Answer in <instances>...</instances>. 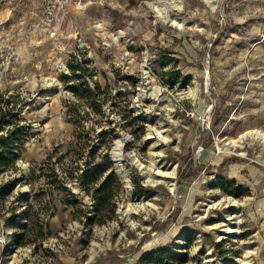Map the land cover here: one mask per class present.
I'll return each instance as SVG.
<instances>
[{"label": "rangeland", "instance_id": "1", "mask_svg": "<svg viewBox=\"0 0 264 264\" xmlns=\"http://www.w3.org/2000/svg\"><path fill=\"white\" fill-rule=\"evenodd\" d=\"M73 56L99 106L67 88ZM0 92L29 125L0 264H264V0H0ZM107 159L121 189L91 224L79 175Z\"/></svg>", "mask_w": 264, "mask_h": 264}, {"label": "trees", "instance_id": "2", "mask_svg": "<svg viewBox=\"0 0 264 264\" xmlns=\"http://www.w3.org/2000/svg\"><path fill=\"white\" fill-rule=\"evenodd\" d=\"M67 68L68 75L65 77L70 78L71 81L67 85L69 91L80 101L99 106L104 101L101 96L105 95L106 90H101V84L92 80L95 72L84 62L77 61L74 56L68 62ZM19 98L18 93L0 92V172L14 168L19 151L29 134V125L21 123ZM76 112L80 116L77 109ZM124 116L128 115H123V118ZM111 167L112 163L107 159V163L88 167L79 175L85 191L91 195L95 204L93 214L88 219L91 224H103L114 215V198L121 189V183L112 170L108 172ZM187 181H189L188 176L178 182V195L183 193V187ZM232 184L227 181L224 183L225 186ZM185 262L184 257L173 251L157 249L148 252L136 264H183Z\"/></svg>", "mask_w": 264, "mask_h": 264}, {"label": "bare ground", "instance_id": "3", "mask_svg": "<svg viewBox=\"0 0 264 264\" xmlns=\"http://www.w3.org/2000/svg\"><path fill=\"white\" fill-rule=\"evenodd\" d=\"M261 136H264V135L262 134ZM124 141H125V139H120V140L116 141L115 145H114V150H117V149L119 150L120 147H122ZM115 158H116V160L120 161L121 160L120 154L116 153Z\"/></svg>", "mask_w": 264, "mask_h": 264}]
</instances>
